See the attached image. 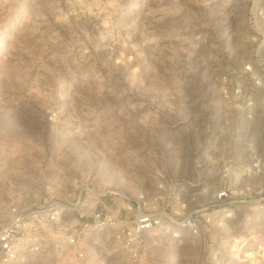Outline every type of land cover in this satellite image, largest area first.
<instances>
[{
    "label": "rangeland",
    "instance_id": "374dc122",
    "mask_svg": "<svg viewBox=\"0 0 264 264\" xmlns=\"http://www.w3.org/2000/svg\"><path fill=\"white\" fill-rule=\"evenodd\" d=\"M246 2L0 0V122L22 145L41 138L52 176L218 184L225 165L264 157V125L218 94L221 71L250 55ZM229 228L222 264H264L228 251L241 238L264 251V214ZM210 248L163 244L147 263L200 264Z\"/></svg>",
    "mask_w": 264,
    "mask_h": 264
},
{
    "label": "built area",
    "instance_id": "2783aa9c",
    "mask_svg": "<svg viewBox=\"0 0 264 264\" xmlns=\"http://www.w3.org/2000/svg\"><path fill=\"white\" fill-rule=\"evenodd\" d=\"M12 1L27 8L33 0ZM246 1L250 55L221 71L218 94L264 125V0ZM54 116L47 113L44 123ZM37 140L22 145L0 122V264H148L163 244L195 242L212 246L200 264H222L236 213L264 214L261 156L246 166L225 165L226 180L212 186L172 177L100 185L88 172L50 175ZM230 250L238 261L264 254L246 238Z\"/></svg>",
    "mask_w": 264,
    "mask_h": 264
},
{
    "label": "crops",
    "instance_id": "0c3cea01",
    "mask_svg": "<svg viewBox=\"0 0 264 264\" xmlns=\"http://www.w3.org/2000/svg\"><path fill=\"white\" fill-rule=\"evenodd\" d=\"M44 124H45V123H44ZM38 134H39V136H38V137H40V135H41V134H40V132H39ZM40 139H41V138H38V140H39V141H40Z\"/></svg>",
    "mask_w": 264,
    "mask_h": 264
}]
</instances>
